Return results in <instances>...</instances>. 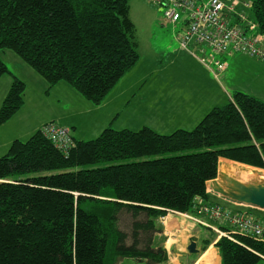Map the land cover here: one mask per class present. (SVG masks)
I'll use <instances>...</instances> for the list:
<instances>
[{
    "label": "trees",
    "instance_id": "16d2710c",
    "mask_svg": "<svg viewBox=\"0 0 264 264\" xmlns=\"http://www.w3.org/2000/svg\"><path fill=\"white\" fill-rule=\"evenodd\" d=\"M130 2L0 0V54L20 58L48 94L66 83L101 106L140 62ZM251 2L264 37V0ZM5 75L12 84L0 127L25 106L26 84L0 56ZM49 123L58 124H43L0 156V264H162L168 254L154 243L158 219L170 211L199 216L200 204L214 203L209 187L219 167L241 181L264 180V101L243 92L194 129L169 135L108 126L79 140L68 128L72 144L59 149L42 131ZM221 158L258 169L220 166ZM123 215L131 218L128 231ZM215 240H205L203 250ZM215 247L221 264L264 262V243L247 236L221 237Z\"/></svg>",
    "mask_w": 264,
    "mask_h": 264
},
{
    "label": "rangeland",
    "instance_id": "374dc122",
    "mask_svg": "<svg viewBox=\"0 0 264 264\" xmlns=\"http://www.w3.org/2000/svg\"><path fill=\"white\" fill-rule=\"evenodd\" d=\"M201 1L204 2L205 0H201ZM130 6H131V19L136 26L135 37H136V42L138 43V52L140 53V59H141L140 60L141 63L139 62L140 63L139 66H137L134 70L141 77L135 80L130 79V77H128L127 80H122L120 82V84H122L120 90L125 94H128L131 92L130 96H132L135 92L137 93L139 90L140 84H137V87L134 88V83L138 82V79L143 80V78L146 79L149 76L150 77L153 76V82L147 88L145 93L147 92L150 95V101L148 102V109L151 114L150 116H152V117L149 116L147 125H149L150 121L152 120V124L150 126L156 129V126L160 124L159 122L160 120L157 119L156 114L165 116L166 110L163 109V107L166 106L165 104L166 102H168V97L170 96V99H171V97L174 94L177 100L180 98V96L182 97L184 95L183 92L185 90L186 91L190 90V86L192 85V80H190V78L185 77L187 75H184V73H180L179 69L175 70L176 68H180V62L179 61L177 63L173 62V59H174L173 55L175 52L176 54L178 53L177 49L179 48L178 47L179 41L177 39V36L178 37L182 36V34L185 31V27L182 26L181 24L175 25V23L171 21H164L163 20L164 9L162 7H155L144 0H131ZM244 11L247 13V15L250 14V11H247L245 9ZM150 42H152L154 47L158 49H165V52L172 53V54H165L164 60H162L160 66L170 65L171 63L172 64L170 67L163 70L162 72L155 73L156 68H157L156 63L154 64V66H152L151 61H149V53L146 52V49H149L148 45L150 44ZM183 53L185 54V52ZM13 56L14 57L11 59L5 56H2L1 58L6 63V65L11 70V72L14 75H16L18 78H20L22 81H24L26 84L27 88L25 92V106L16 116H14L11 119V122L5 126V130L3 128L0 129V131L4 130L0 133V142L2 139L8 138L7 140H9L11 139L10 137L16 136L17 134H19L18 130L20 129V126L23 127L28 121L33 122V120L47 119V118L52 117L53 113H57L58 115H60L63 121L67 120L66 121L67 125H70L68 123H74V122L80 125L82 117L85 121L84 127L85 126L88 127L89 122L90 123H92V121L95 122L96 123L95 129L99 128L97 130V134H95V136H91L95 138L97 137V135H99V133L103 131L102 129H104V127L108 125L109 119L112 120L114 116L121 113L119 112V108L115 106L113 102H110L108 100V97L110 96L109 95L106 101L103 103L104 105L105 103L109 102L107 103V105H105V107L92 110V111H86V109L81 106L75 107L76 104L74 102V104L71 106V111H69L70 115H66L68 112V108H67V105H65L64 101L60 100L58 97L60 94V91L57 90L52 95H49L47 90L41 87V82H45L42 79V77H40L32 68H30L27 64H25L16 55H13ZM237 56H235L237 57V59L235 60H238V62L237 63L235 62V64L233 65L232 79H231L232 83L231 84H228L229 82L223 83L225 87L224 90L228 94L233 95L234 89H237V91L239 92H243L248 95L258 97L259 99L264 101V68H263L264 63H261L253 58H248L247 56H244V55H237ZM181 59L184 60L189 65L192 71L200 70V72H202V74L206 77V83H207L208 88L217 86L215 81H213V79L211 78V76L208 75L206 71H204L197 62H195L192 65L191 60L193 58L187 56V58L181 57ZM219 59L224 61V58L221 56H219ZM153 67L154 69H152ZM242 70L249 71L250 74ZM142 74L144 75L142 76ZM156 74H160L161 76L158 75L157 76L158 79H156L155 78ZM162 76H164L163 81L160 78ZM168 77H169V80H168L169 82L167 83L166 80L168 79ZM180 80L181 82H179ZM186 80H190L189 83H186ZM185 83L189 87H186ZM11 84H12V78L9 75H5L4 78L1 79L0 81V102L2 101L0 104V107L5 99L4 95L5 94L7 95L10 90ZM128 84H130V87L127 90H124L125 86ZM143 96L144 95H142L141 101L136 105V107L133 110V112L136 113V116H132V120L130 121L129 114L126 111L124 115L119 117L118 124L113 125V126L117 128L122 127V129L123 128L128 129V122H129L131 123L129 125L130 127L129 130H132V125L134 124L137 118V124H138L137 129L139 130V127L143 121L144 115H141V117H137V116L139 115L138 110H139V113L141 112V110H144L143 109V105H144ZM59 100L61 101L60 103H59ZM82 100L87 102L85 99H82ZM170 102L172 103L171 100ZM176 103L177 101H175V104ZM93 108H96V107L93 106ZM158 110L160 111L157 112ZM210 111L211 110H209L207 113H209ZM49 112H51V115ZM204 116L201 118V120L204 118ZM200 121L197 118L194 122L195 124H198ZM71 125H74V124H71ZM9 126H12L11 129H15V130L13 131L11 129L10 130L7 129ZM183 129L192 130L194 128L190 126L186 127L185 125V128ZM176 130L177 129L169 130V131H171L170 133H173ZM85 137L87 139H90L88 138L89 136H85ZM24 139L27 140V137ZM3 141L4 140H2V143ZM3 151L4 150L0 151V155H4V153H6ZM241 169L243 168L241 167ZM250 169H258V168L252 167ZM257 181H260V180H257ZM216 198L217 200L228 202L227 199L221 197L220 195ZM251 213L264 219V217L260 215V213H258L257 211H251ZM120 223L122 226L121 228L123 230L128 231L129 226L131 225V218L128 215L127 216L123 215ZM260 264H263V263H260Z\"/></svg>",
    "mask_w": 264,
    "mask_h": 264
},
{
    "label": "crops",
    "instance_id": "0c3cea01",
    "mask_svg": "<svg viewBox=\"0 0 264 264\" xmlns=\"http://www.w3.org/2000/svg\"><path fill=\"white\" fill-rule=\"evenodd\" d=\"M148 46H149V49H146V52L149 53V61H151L152 66H154L155 63L157 66L155 73L162 72L163 70H165L171 66L172 63L170 65H164V66H160V64H161L162 60H164L165 54H172V53L165 52V49H158V48L154 47L152 42H150V44ZM178 47H179L177 49L178 53L176 54V52H175L173 55L174 56L173 62L177 63L179 61L180 62V68H176L175 70L179 69L180 73H184V75H187L185 77L190 78V80H192V85L190 86V90H188V91L185 90L183 92L184 95L182 97L180 96L179 99L176 100V96L174 94L171 97V99H170V96L168 97V102H166V104H165L166 106L163 107V109L166 110L165 116H162L160 114H156L157 119L160 120L159 121L160 124H158L156 126V129L150 126L152 124V120L150 121V124L147 125L148 124V118L151 115L149 112V109H148V102L150 101V95L147 92L145 93L147 88L153 82V76H151V77L149 76L150 78L147 77L146 79L143 78V80L138 79L139 83L135 82L134 88L137 87V84H140L139 90L137 93L135 92L132 96H130L131 92L128 94H125L120 90L122 84L119 83L120 85L118 84L116 86V88L111 92L110 96L108 97V100L110 102H113V104L119 108V112H121V113L114 116L112 118V120L109 119L108 125L106 127H104V129H106L108 126H112L116 130H122V127L117 128L113 125L118 124L119 117L124 115V113L126 111L129 114L130 121L132 120V116H136V113L133 112V110L136 107V105L141 101L142 95H144L143 96V98H144L143 109L144 110H141L140 113L138 110L139 115L137 117H141V115H144V116H143V121L140 124L139 130L142 129L143 127L148 126L151 129H153L154 131H156L160 134H163V135H168L171 132L169 130L183 129V128H185V125H186V127L190 126V127L195 128L201 122L200 121L201 118L209 110H212L216 106H222L229 101L232 94L230 95L224 90L225 87H224L223 83H225V82H229L228 84L232 83L231 79H232L233 65L235 64V62L236 63L238 62V60H235V59H237L238 56L237 57L234 56L228 61L227 70L224 72L221 79L217 80L214 78L213 74L208 69H206V67L199 60L196 59L195 56H193L192 54H190L189 52H187L185 50H182L180 48V46H178ZM182 51L185 52V54ZM196 53L201 54L199 51H197ZM13 55L14 54H12L9 51H4V52H1V54H0L1 57L5 56V57H8L10 59L14 57ZM180 56L184 57V58H187V56L193 58L192 60L190 59L192 61V65L195 62H197L201 66V68L204 71H206V73L208 75L211 76V78L213 79V81H215L217 86L212 87V88H208L207 83H206V77L202 74V72H200V70L199 71H192L191 68L189 67V65L184 60H182ZM239 57H241V56H239ZM248 58H251V57H248ZM140 63H138L137 66H139ZM261 63H264V62H261ZM263 68H264V66H263ZM22 69H23V67H22ZM134 69L129 74H127L122 80H127L128 77H130V79H134V80L141 77L139 74H137V72H135ZM152 69H154V67ZM242 71H246V70H242ZM246 73L250 74L249 71H246ZM143 75L144 74H142V76ZM158 75H160V74H156V77H155L156 79H158L157 78ZM163 77L164 76L160 77L162 81H163ZM3 78L4 77L0 78V81ZM168 80H169V77L166 80L167 83L169 82ZM190 80H186V83H189ZM179 82H181V80ZM41 87H43L45 90H47L48 84L46 82H41ZM129 87H130V84L126 85L124 90H127ZM186 87H189V86L186 84ZM6 89H8V88H6ZM57 90L60 91V94L58 96L59 99L63 100L65 105H67L68 112L66 115H70L69 111H71V106L74 104V102L76 104L75 107L81 106V107L85 108L86 111H92V110H96V109L105 107V105H107V103H109V102H107L104 105L102 104L101 106H94L93 105L94 107H96V108H93V106H91L92 105L91 103H89L87 100H86L87 102L82 100L84 98H80L81 96H78L79 94L77 92H75L66 83H59L58 85H56L51 90L49 95H52ZM235 92H238L237 89H234V93ZM225 95H226V97H225ZM4 97H6V94L4 95ZM60 100H59V103L61 102ZM170 100L172 101V103L170 102ZM175 101H177L176 104H175ZM1 102H0V104H1ZM159 111L160 110H158L157 112H159ZM49 113L51 115V112H49ZM150 117H152V116H150ZM197 118L199 119L200 122L198 124H195L194 121ZM52 121H55L58 124L66 127L67 129L69 128L70 130H72L73 131L72 133L74 134V136L79 140H90V139L94 138L91 136H95V134H97V130L99 129V128L95 129L96 123L93 121H92V123L89 122L88 127L87 126L84 127L85 121H84L83 117L81 119L80 125L74 121H73L74 123H68L70 125H67V123H66L67 120L63 121V119L60 115H58L57 113H53V116L50 118L42 119V120H33V122L28 121L23 127L20 126V129L18 130L19 134H17L16 136L10 137L11 139H9V140H7L8 138L2 139V140H4L3 143L1 140L0 151L4 150L3 152H7L13 141H15L17 139L26 140V139H24L26 137L28 139L34 132H36L39 128H41V126L43 124L48 123V122H52ZM10 122H11V120L8 123H6L5 125L1 126L0 129L3 128L5 130V126L7 124H9ZM69 122H71V121H69ZM71 124H74V125H71ZM130 124L131 123L128 122V129H130V127H129ZM137 125L138 124H137V118H136L134 124L132 125V130H138ZM11 127L12 126H9L7 129L10 130ZM104 129H102V130H104ZM123 129H126V128H123ZM4 130H2V131H4ZM11 130L14 131L15 129H11ZM186 130H190V129H186ZM2 131H0V133ZM85 136H89L88 138H90V139H87ZM222 163H229L230 165H232V167H249V168H252L251 166H247V165H244V164H241L238 162H234L232 160L221 158L220 159V166ZM219 170L221 173H224V172H222L220 167H219ZM242 182L245 183V180ZM211 191H212V189H211ZM218 196H219L218 194H215L212 191V195L210 197H211V200L214 201L215 203H221L222 205H224L228 208L232 207L231 208L232 210H242V211H246V212L247 211H249V212L257 211L258 213H260V215H262L264 217V210H260V209L253 208L250 206H245V205L236 206L235 203H233L229 200H227L228 202H223V201L217 200L216 197H218ZM199 217L206 224H213V225L215 224L217 226H220L219 223L210 220L208 217H206L204 215H201ZM157 222H158L159 227L161 228V232L156 234L154 243H155L156 247H163L167 251V254H168L167 262L162 263V264H221V257L218 253V249L215 247V243L217 242V240H215L213 243H211V245H209L205 250H203L205 240H211L214 236V232L209 227L202 225V224H197L195 221H193L189 218H186L183 216H178L176 214H167L165 217L158 219ZM191 241H194L197 243V248L199 250V252L197 254H191L188 251V246H189ZM262 263L264 264V262H262ZM118 264H149V263L146 260H140V259H122Z\"/></svg>",
    "mask_w": 264,
    "mask_h": 264
},
{
    "label": "built area",
    "instance_id": "2783aa9c",
    "mask_svg": "<svg viewBox=\"0 0 264 264\" xmlns=\"http://www.w3.org/2000/svg\"><path fill=\"white\" fill-rule=\"evenodd\" d=\"M155 7H162L163 20L185 27L178 37L179 46L196 57L214 76L220 80L228 68L231 56L245 55L264 62V37L258 25L251 19V0H145ZM249 3V4H247ZM199 51L201 54H197ZM224 58V61L219 59ZM47 138L59 149L72 144L70 130L55 123L42 129ZM236 206H241L235 204ZM232 208V207H231ZM221 203H204L198 206V214L208 217L220 226L206 224L200 217L170 211L209 227L217 239L226 237L235 241V236H247L264 243V219L249 211L232 210ZM222 227L229 230L225 231ZM264 259V257H263Z\"/></svg>",
    "mask_w": 264,
    "mask_h": 264
},
{
    "label": "water",
    "instance_id": "95a60500",
    "mask_svg": "<svg viewBox=\"0 0 264 264\" xmlns=\"http://www.w3.org/2000/svg\"><path fill=\"white\" fill-rule=\"evenodd\" d=\"M210 188L215 194L235 204L264 210V180H252L244 183L236 177L219 171L217 180L210 183ZM188 251L191 254H197L199 252L197 243L191 241Z\"/></svg>",
    "mask_w": 264,
    "mask_h": 264
}]
</instances>
